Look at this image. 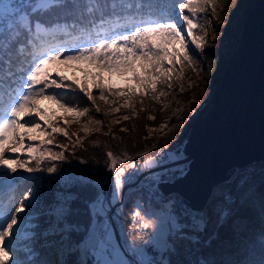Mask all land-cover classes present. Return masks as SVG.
Returning <instances> with one entry per match:
<instances>
[{"label":"snow or ice","instance_id":"obj_1","mask_svg":"<svg viewBox=\"0 0 264 264\" xmlns=\"http://www.w3.org/2000/svg\"><path fill=\"white\" fill-rule=\"evenodd\" d=\"M215 4L216 0H172L171 4L164 5H160L158 0L125 3L108 0L107 3L97 2L91 6L81 5L88 12L99 10L102 15L99 24L78 27V24L47 25L44 19L52 9L70 12L78 7L71 0H3L0 3V187H10L18 172L42 171L41 163L45 159H65L64 151L54 152L52 149H66V145L55 144V138L62 135L71 140L69 127L72 124H79L84 118L82 130L85 133L93 131L91 125H103V120L89 116V107L81 108L66 99L69 90L82 93L97 113L104 109L97 103L96 92L99 93V101L109 106L113 113L119 112L122 107L134 108L136 96H152L155 99L165 96L166 93L158 89V84L171 90L174 80L183 79V75H174L176 71L183 73L186 66L194 65L195 57L189 51V41L195 51L203 52L207 42L206 25L199 22V17L209 5L215 11ZM197 30L204 34L197 35ZM176 41L179 47L175 46ZM57 62H75L88 67L83 69L82 79H74L75 73L70 76L59 67L51 70L50 66ZM113 72L131 73L137 86L130 87L128 91L115 89L110 83ZM41 99L54 101L64 110V116H49L48 110L40 104ZM129 118L123 117L124 120ZM75 135L76 143L80 144L79 134ZM22 156L27 158L22 159ZM107 156L111 160L109 171L114 173L111 200L102 185L91 184L94 195L85 199L84 204L91 223L95 225L89 229L92 243L97 250L110 256L112 236L105 217L111 202L120 198V190L125 183V167L117 170L113 153L108 152ZM168 156L171 157L170 154ZM167 162L168 159L159 161L160 164ZM148 163L156 166L151 160ZM46 171L55 173L57 168L53 165ZM134 171L135 165L128 175L129 179ZM168 172L164 169L159 175L153 173L145 183L156 188L160 183L159 176ZM33 195L32 191L27 192L18 206L0 205V264H16L14 248L27 240L20 214L27 210ZM75 198L71 194L66 196L60 209L62 221L67 222ZM212 211L224 219L227 208L219 204ZM139 215L136 212L134 217ZM209 217L208 209L181 204L180 211L174 212L170 221V234L183 229H190L193 233L202 231ZM76 227L68 223L71 231H75ZM58 228L60 232L65 231L64 224H59ZM100 264L119 262L103 260ZM132 264L137 262L133 260Z\"/></svg>","mask_w":264,"mask_h":264},{"label":"trees","instance_id":"obj_2","mask_svg":"<svg viewBox=\"0 0 264 264\" xmlns=\"http://www.w3.org/2000/svg\"><path fill=\"white\" fill-rule=\"evenodd\" d=\"M2 2L3 0H0V3ZM71 2L78 7L70 12L52 9L44 17L47 20V25L78 24L79 27L90 23L99 24L101 11L88 12L81 5L91 6L97 2L107 3L108 0H71ZM119 2H136V0H119ZM183 2H187V0H183ZM158 3L160 5L171 4L172 0H158ZM200 17L203 20L202 14ZM107 18L105 17V19ZM199 31H196L197 35ZM200 32L203 34L202 31ZM175 44L176 47H179V42H175ZM189 49L195 57L193 66L196 67L198 58H200L199 52L194 50L192 44ZM73 78L76 77L73 76ZM172 90L177 91V95L183 99L184 97L188 99L191 95L190 90L179 91L178 82L175 80ZM94 94L97 95L98 103L99 93ZM66 99L81 108L89 107V116L101 119L102 112H95L87 98L79 91L69 90L66 93ZM162 100H164L163 97H160L152 104L147 99H143V103L135 104L132 114H126L130 117L128 120L122 119L119 121L120 123H117V126L104 121L103 125H100L99 131L85 133L79 129L77 124H72L69 127V132L72 135L71 140L62 135L55 138V144L66 145V149L59 147L52 149L54 152L64 151L65 159L57 161L45 159L41 163L42 171L22 175L15 174L12 185L0 191V205L14 204L18 206L19 201L27 192L34 190L36 193L34 203L31 199L28 201V207L32 212L29 217L24 219L23 224L27 240L14 248L16 264H23V261L25 264H81V243L86 240L85 236L90 234L89 229L92 227L91 216L84 204L85 199L94 195L91 180L95 179L103 183L111 174L109 171L111 160L107 156L108 152L133 154L148 143L152 144V139L148 138L150 136L148 128L165 121L174 109L173 105L165 106L160 103ZM51 103L55 102L47 99L40 100L41 106L48 111L53 108ZM58 106L55 108L60 109ZM194 106L195 110H200L199 104L194 103ZM189 116L192 115L189 113ZM171 121L176 122L174 119ZM189 129L190 127L180 138L182 144L188 137ZM76 133L81 138L80 144L76 143ZM21 158L27 157L22 156ZM53 164L57 168V172L45 175L46 169L52 167ZM32 166L35 167V162ZM251 170L255 171L253 175L245 177L243 175L240 176L241 179L225 182L214 192L211 201L205 208L209 210L210 217L202 231L193 233L190 229H183L181 232H176L174 247L168 255L169 262H165V264H264V161L258 162ZM64 171L71 172L79 179V182L72 181L68 184L69 190L71 193H75L77 198L72 200V211L66 218L67 222L61 219L57 220L53 215L55 204L60 202L58 197L59 191L62 190L60 175ZM85 181L89 183H82ZM7 189L9 190L6 191ZM219 204H223L227 208L224 219H220L219 215L212 211ZM68 223L79 225L82 230L77 232L65 229L64 232H60L58 225L64 224V228H66ZM69 232L70 248L67 252L62 253L61 247L67 242L65 237L69 235ZM61 235L64 237L63 240ZM192 236L195 238H188ZM166 255L164 252L165 258ZM86 264L96 263L91 259Z\"/></svg>","mask_w":264,"mask_h":264},{"label":"rangeland","instance_id":"obj_3","mask_svg":"<svg viewBox=\"0 0 264 264\" xmlns=\"http://www.w3.org/2000/svg\"><path fill=\"white\" fill-rule=\"evenodd\" d=\"M253 3L254 0H216L215 11H213V6L209 5L205 13H202L203 20L201 19V17H199V22L206 25L207 42L205 44L203 52H199L200 58H198L197 66H186L183 73H180L179 70H177L174 74L175 76L183 75L182 80H175L178 82L179 91L183 92L190 90L191 95L188 99H185V97L183 99L180 97V95H177V91H174L172 89L169 90L165 85L158 84V89L166 93L165 96H162L164 100L160 101V103H163L165 106L173 105L174 109L170 113V115L167 116L168 118L165 121H163L159 125H155L156 127L150 126L148 128V131L150 133V136L148 138L152 139V144L148 143L144 148L133 154H128L127 152H125L124 154L113 153V158L117 160V170L120 167H125V180L130 181L132 179L128 178V175L131 172L130 167L133 166L132 163L138 161V163H140L149 157L155 156V154L161 150L174 153L177 152L178 149L183 148L184 143L182 144L180 140L181 136L187 131L189 127L191 129L192 125L199 118L204 116L213 105L214 96L219 90L224 71L237 50L246 18ZM201 34L202 33L199 31L198 35ZM190 44L191 43L189 41V46ZM56 67H59L61 70H63L65 74L72 76L73 73H75L76 78L82 79L83 69L88 66L75 62H71L69 64H60L59 62H57L56 65L51 66V70L55 71ZM111 76L112 79L110 83L115 89L128 91L130 87L137 86L136 81L132 78L131 73L121 74L113 72L111 73ZM90 80L91 77H89V81ZM143 99H147L152 104L156 102V99L152 96H136L134 98V107L136 103L141 102V100L143 101ZM98 103L101 104V107L104 108V111L101 113L100 120L106 121L110 125L116 124L115 126H117V123L115 121H121L127 113L132 114L134 111V108L122 107L119 112L113 113L110 112L109 106L104 105L101 101H98ZM194 103L200 105L199 111L195 110ZM51 104L53 108L49 109L48 115L54 116V118L63 117L64 110L61 108H55L58 106L55 103ZM189 113L192 116H189ZM30 118L31 117H25V119ZM68 118L71 119V117ZM153 119L154 118L152 117V120ZM172 119L176 120V122L171 121ZM77 125L79 129L82 130L83 121ZM99 127L100 125H91L93 131H95V129ZM33 134L40 135V133ZM17 147H19V145H17ZM256 164L258 163L247 166L240 170L238 169L235 175L231 177L230 181L228 182H231L238 178L241 179L240 176L242 177L243 175L244 177L250 174L253 175L255 171H252L251 169H253ZM19 174H27V172L21 171L16 175ZM49 174L50 173L45 172V175ZM111 174H113V172H111ZM111 174L103 183H100L95 179H92L91 183L98 186L102 185L103 190L105 191V189L107 188V184L110 180H112L110 179ZM60 177L62 187V190L59 191L58 196L60 198V202L59 204H55V208L53 211V215L57 218V220L61 219L60 209L66 196L68 194L75 196V193H71V191L69 190L68 184L72 181L79 182V179L68 171L62 172ZM128 184L129 183H126V186ZM5 188L6 187H0V191ZM126 188L127 187L125 186L124 189L122 187V191L124 190V193ZM217 189H215L214 192H216ZM8 190L9 189H7L6 191ZM32 192L34 195L30 199L32 203H34V201L36 200V193L34 190ZM128 196L129 194H126V197ZM113 201L115 203L117 202V200ZM121 203L122 201L119 203V205ZM173 203V200L169 198L160 204H155L151 200H148L142 191L135 192L130 195L129 201L125 208V215L127 217H131L134 216L136 212H139L140 215L137 218L143 221L144 227L145 225H147L146 228L153 232L156 242V245L153 247H149V244L147 243L143 246L135 247L132 250V253H135L138 256L141 264H149V262H151V257L153 254L154 256H156L155 264H165V262H169L170 258L168 255H170L172 247H174L173 242L176 241V233L173 234V237H170V233L172 231L170 221H172L173 219V213H178L180 211V207H177ZM31 212L32 210L28 207L25 212H22L20 214V218L23 222L24 219L31 215ZM93 226L94 225L92 224V228ZM65 229L67 231L70 230L68 229V226H66ZM75 230L77 232H80L82 230V227L78 225ZM110 231L112 236V244L115 246V250L112 252V254L109 256L106 252L102 253L101 251L97 250L90 238L91 233L89 235L86 234V240L81 243V264H86L87 261L91 259H93L96 264H100V262L103 260H113L119 262V264H132L133 260L131 258V254L128 253L127 250L125 252L119 246L112 227ZM65 238L67 242L64 243V245L61 247L62 253L67 252L70 248V242L68 241L70 238L69 235H66ZM164 252L167 254L166 258L163 256Z\"/></svg>","mask_w":264,"mask_h":264},{"label":"water","instance_id":"obj_4","mask_svg":"<svg viewBox=\"0 0 264 264\" xmlns=\"http://www.w3.org/2000/svg\"><path fill=\"white\" fill-rule=\"evenodd\" d=\"M177 152L184 155L178 163H189L188 171L159 187L168 195L178 192L197 209H205L215 189L238 169L264 161V0H254L213 105ZM111 227L126 252L118 226Z\"/></svg>","mask_w":264,"mask_h":264},{"label":"built area","instance_id":"obj_5","mask_svg":"<svg viewBox=\"0 0 264 264\" xmlns=\"http://www.w3.org/2000/svg\"><path fill=\"white\" fill-rule=\"evenodd\" d=\"M168 154L171 155L170 158ZM182 158H184V155L182 153H171L161 150L156 153L155 156L149 157L140 163H138L139 161L132 163L133 165H135V171L131 175L132 179L130 181L125 180V185H123V189L124 186L127 188L125 190L124 195L121 189L120 198L117 200L116 203L112 201L109 206V210L105 217V222L109 229L111 228L112 222H114L118 226L122 244L124 248L128 251V253L131 254L132 260H135L137 264H141L140 260L135 253H132V250L135 247L145 245L144 241H150V243H148L149 247L155 246L156 242L154 239L153 232L143 226V221H141L137 217H127L125 215V208L127 206L129 197L132 193L142 191L145 194V197L148 200H151L153 203L160 204L166 199L170 198L173 200V204H175L177 207H180L181 204H185L183 197L178 192H173L168 195L163 192L159 185L156 188H151L148 184L145 183L147 177H150L153 173L159 175L161 172H163L164 169H168L169 172L166 175L159 176L160 183L174 181L175 179L184 176L188 171L189 163H178ZM165 159H168L169 162L163 164L159 163L160 160ZM149 160L156 164V166L154 167L149 164ZM130 170L132 172V166L130 167ZM110 179L112 180L109 181V183L107 184V188L104 192L107 197L111 200L114 183V173L111 174ZM126 183L129 184L126 186ZM126 194H129V196L126 197ZM121 201L122 203L119 205ZM94 227L95 225L93 226V228ZM170 237H173V234H170ZM130 244L132 245L131 247L129 246ZM114 249L115 246L113 245L111 249V254ZM155 257L156 256H154L153 254L151 257V264L156 263Z\"/></svg>","mask_w":264,"mask_h":264},{"label":"bare ground","instance_id":"obj_6","mask_svg":"<svg viewBox=\"0 0 264 264\" xmlns=\"http://www.w3.org/2000/svg\"><path fill=\"white\" fill-rule=\"evenodd\" d=\"M254 164V163H253ZM253 164H251V165H253Z\"/></svg>","mask_w":264,"mask_h":264},{"label":"crops","instance_id":"obj_7","mask_svg":"<svg viewBox=\"0 0 264 264\" xmlns=\"http://www.w3.org/2000/svg\"><path fill=\"white\" fill-rule=\"evenodd\" d=\"M111 229V228H110ZM115 250V249H114Z\"/></svg>","mask_w":264,"mask_h":264}]
</instances>
